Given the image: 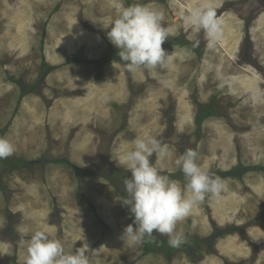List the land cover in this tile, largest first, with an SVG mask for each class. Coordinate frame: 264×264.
I'll return each mask as SVG.
<instances>
[{"label":"rangeland","instance_id":"obj_1","mask_svg":"<svg viewBox=\"0 0 264 264\" xmlns=\"http://www.w3.org/2000/svg\"><path fill=\"white\" fill-rule=\"evenodd\" d=\"M140 2L164 11L172 55L128 72L107 32ZM205 3L223 21L214 48L186 21ZM146 135L175 147L151 158L175 180L188 148L233 174L177 225L180 248L121 239L129 209L96 176L130 178L120 155ZM0 137L15 145L0 159V264H25L19 241L37 230L66 252L86 243L91 264H264V0H0Z\"/></svg>","mask_w":264,"mask_h":264},{"label":"clouds","instance_id":"obj_2","mask_svg":"<svg viewBox=\"0 0 264 264\" xmlns=\"http://www.w3.org/2000/svg\"><path fill=\"white\" fill-rule=\"evenodd\" d=\"M165 13L150 4L132 3L121 5L118 16L111 22L107 38L118 50L121 66L128 72L163 67L171 59L163 47L169 38V29L164 24ZM186 21L198 32L203 31L208 47L214 48L223 38V21L209 3L193 8ZM199 40L193 44L198 47ZM133 148L120 155V164L130 171V178L123 180L126 195L120 198L132 216L133 223L123 229L121 239L130 245L155 243L156 236H166L170 247L180 248L187 237L177 225L190 216L194 207L206 197H220L224 190L223 178L210 173L198 163L199 153L185 149L175 159L181 170L184 183L171 178L152 163L156 155L160 160L173 156L175 147L164 140L146 135L132 142ZM15 145L0 137V159L12 156ZM27 243L25 264H91L92 250L86 243L75 251L66 252L58 239L49 237L46 231H35Z\"/></svg>","mask_w":264,"mask_h":264},{"label":"trees","instance_id":"obj_3","mask_svg":"<svg viewBox=\"0 0 264 264\" xmlns=\"http://www.w3.org/2000/svg\"><path fill=\"white\" fill-rule=\"evenodd\" d=\"M210 112H212V111H210ZM210 112H207V113L203 114L202 115L203 119L206 118L208 113H210ZM210 114L212 115V113H210ZM197 120H199V119H197ZM106 171H109V172L108 173H104V174H99V171H97L98 174H96V176L107 180L110 183V185L112 186V188L116 190V192L118 193L120 198L124 197L126 195V193L124 191L123 180L126 179V176L117 175V173H115V171H112V170H109V169L106 170ZM232 175H233L232 171H228L226 173H221L220 174V176L223 179L230 178V177H232ZM119 177H121V178H119ZM178 178H179L180 182H184L183 175H178ZM127 214L129 216V221L131 223H133L134 217L132 216V214L130 213L129 210L127 211ZM143 254L144 255L148 254V250L146 248L144 249ZM167 255L169 256V253H167Z\"/></svg>","mask_w":264,"mask_h":264},{"label":"crops","instance_id":"obj_4","mask_svg":"<svg viewBox=\"0 0 264 264\" xmlns=\"http://www.w3.org/2000/svg\"><path fill=\"white\" fill-rule=\"evenodd\" d=\"M56 45H57V46H60V42L58 41ZM81 46H82V45H81ZM61 48H66L65 45H64V47H63V43H62V45H61ZM92 51H93V49H92ZM94 52H95V50H94ZM101 55H102V54H101ZM101 55H99V56H101ZM99 56H98V57H99ZM94 89H95V88H94ZM96 110H97V109H96ZM98 115H99L100 117H102L101 113H99V112H98ZM94 116H95V115H94ZM106 125H107V124H106Z\"/></svg>","mask_w":264,"mask_h":264},{"label":"flooded vegetation","instance_id":"obj_5","mask_svg":"<svg viewBox=\"0 0 264 264\" xmlns=\"http://www.w3.org/2000/svg\"><path fill=\"white\" fill-rule=\"evenodd\" d=\"M259 7V6H258ZM253 13H251L250 15H252Z\"/></svg>","mask_w":264,"mask_h":264}]
</instances>
